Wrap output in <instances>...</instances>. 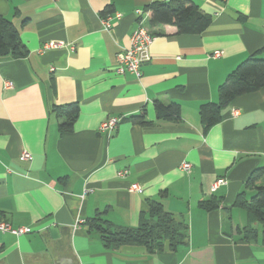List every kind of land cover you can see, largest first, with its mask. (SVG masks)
<instances>
[{"label": "crops", "instance_id": "obj_1", "mask_svg": "<svg viewBox=\"0 0 264 264\" xmlns=\"http://www.w3.org/2000/svg\"><path fill=\"white\" fill-rule=\"evenodd\" d=\"M171 1L0 0L27 50L0 58V222L31 230L0 231V264H264L262 227L238 204L254 196L246 182L264 165V88L234 99L208 132L200 115L239 65L264 59V0H190L213 19L204 33L152 31L145 7ZM140 25L158 36L137 79L117 69ZM50 42L64 47L45 50ZM157 101L179 104L181 122L158 120ZM74 103L78 120L61 133L53 108ZM143 114L147 125L134 119ZM114 117L117 129L102 134ZM149 202L187 225V244L107 247L98 227L138 228Z\"/></svg>", "mask_w": 264, "mask_h": 264}, {"label": "trees", "instance_id": "obj_2", "mask_svg": "<svg viewBox=\"0 0 264 264\" xmlns=\"http://www.w3.org/2000/svg\"><path fill=\"white\" fill-rule=\"evenodd\" d=\"M113 10V6L107 9ZM145 12H150V29L161 26H172L177 29V34L197 35L204 33L212 24V17L203 13L198 6L190 0H174L169 3L154 2L145 7ZM155 36H158L153 32ZM27 50L21 42L19 32L15 25L7 18L0 16V58H23ZM264 88V59L252 56L232 72L219 88V103H207L200 110L204 132H208L222 119V111L230 103L242 95L254 93ZM79 105L68 104L53 108L59 120L61 133L73 131L79 117ZM157 119L168 123H180L182 110L179 104L164 105L155 103ZM136 122L147 125L146 115L134 118ZM264 165L257 167L246 182L247 188L254 189V196L250 201L242 202L239 195L238 204L248 212L249 224L258 223L262 227L264 238ZM201 207L212 211L218 207L215 201H201ZM100 228L101 237L107 247H121L124 245H142L150 251H163L166 247L176 250L188 242V227L185 223L178 222L171 213L164 210L160 203H148V212L142 215L138 228H120L114 231ZM258 232L252 227L246 229V239H255Z\"/></svg>", "mask_w": 264, "mask_h": 264}, {"label": "built area", "instance_id": "obj_3", "mask_svg": "<svg viewBox=\"0 0 264 264\" xmlns=\"http://www.w3.org/2000/svg\"><path fill=\"white\" fill-rule=\"evenodd\" d=\"M104 24L106 29H111L112 25L110 18L107 19ZM155 40L156 36L146 27L140 25L131 36L130 47L125 49L118 56L119 67L117 69V73L124 74L125 72H129L139 79L141 77L142 66L150 61L149 49ZM63 47L64 45L61 43L50 42L45 45V50L62 49ZM222 55V52H216L214 53L213 57L219 58ZM120 121V118H109L101 125L100 132L106 135L112 134L117 129ZM22 158L24 160H30L31 155L26 152L23 153ZM191 168L192 166L190 163H183L181 166V169L186 172H190ZM120 175L124 176L126 173L123 172ZM225 183L226 181L224 179H220L213 185V190H217ZM131 192H142V189L139 187V185H133ZM0 231L10 232L16 236H22L31 232V230L28 228L13 229L9 224L4 222H0Z\"/></svg>", "mask_w": 264, "mask_h": 264}]
</instances>
